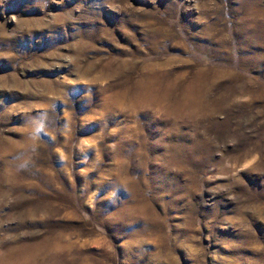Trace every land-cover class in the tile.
<instances>
[{"label": "rangeland", "instance_id": "rangeland-1", "mask_svg": "<svg viewBox=\"0 0 264 264\" xmlns=\"http://www.w3.org/2000/svg\"><path fill=\"white\" fill-rule=\"evenodd\" d=\"M0 264H264V0H0Z\"/></svg>", "mask_w": 264, "mask_h": 264}]
</instances>
